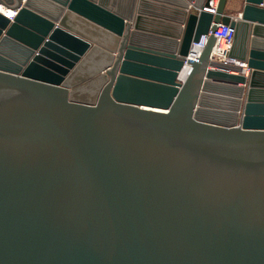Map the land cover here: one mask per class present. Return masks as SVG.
Returning a JSON list of instances; mask_svg holds the SVG:
<instances>
[{
  "label": "water",
  "instance_id": "water-1",
  "mask_svg": "<svg viewBox=\"0 0 264 264\" xmlns=\"http://www.w3.org/2000/svg\"><path fill=\"white\" fill-rule=\"evenodd\" d=\"M0 1V264H264V0Z\"/></svg>",
  "mask_w": 264,
  "mask_h": 264
},
{
  "label": "built area",
  "instance_id": "built-area-1",
  "mask_svg": "<svg viewBox=\"0 0 264 264\" xmlns=\"http://www.w3.org/2000/svg\"><path fill=\"white\" fill-rule=\"evenodd\" d=\"M215 6L214 2H212V8L205 9L215 12ZM0 12L11 19H13L15 14L2 1H0ZM9 12L12 13L11 16L8 15ZM211 35L214 36L215 40L211 51V58L222 62H233L229 58L228 53L234 42V30L229 24L223 22L216 24V30L214 32L211 29L208 33L201 36L199 42L194 43L190 52V57L192 59H197L201 55Z\"/></svg>",
  "mask_w": 264,
  "mask_h": 264
},
{
  "label": "crops",
  "instance_id": "crops-1",
  "mask_svg": "<svg viewBox=\"0 0 264 264\" xmlns=\"http://www.w3.org/2000/svg\"><path fill=\"white\" fill-rule=\"evenodd\" d=\"M215 3H217L218 2V0H215L214 1ZM238 5H239V2L237 1H231L230 3H229V6H228V10H229V12L230 13H235V11L237 10V8H238ZM230 73H234V74H236V72H234V71H230ZM184 74H185V72H184ZM245 75L248 77L249 76V70H247L246 71V73H245Z\"/></svg>",
  "mask_w": 264,
  "mask_h": 264
},
{
  "label": "bare ground",
  "instance_id": "bare-ground-1",
  "mask_svg": "<svg viewBox=\"0 0 264 264\" xmlns=\"http://www.w3.org/2000/svg\"><path fill=\"white\" fill-rule=\"evenodd\" d=\"M218 3V2H217ZM217 3H215L214 2V4L215 5H217ZM189 70V67L184 71L185 73H187V71ZM246 76V75H245ZM262 82V84H264V79H263V81H261ZM212 101V105L210 106L211 107V109H213V110H217V111H219V110H221L220 112H224V111H222V106H221V103H219L218 101H214V100H211ZM150 108H153V107H150ZM213 113V112H212ZM227 113V112H226ZM226 113H224L223 115H225Z\"/></svg>",
  "mask_w": 264,
  "mask_h": 264
},
{
  "label": "snow or ice",
  "instance_id": "snow-or-ice-1",
  "mask_svg": "<svg viewBox=\"0 0 264 264\" xmlns=\"http://www.w3.org/2000/svg\"><path fill=\"white\" fill-rule=\"evenodd\" d=\"M8 15H9V16H11V15H12V13H11V12H9V13H8Z\"/></svg>",
  "mask_w": 264,
  "mask_h": 264
}]
</instances>
